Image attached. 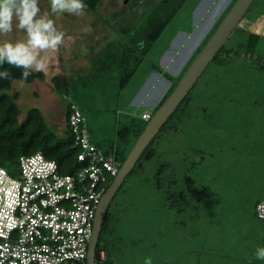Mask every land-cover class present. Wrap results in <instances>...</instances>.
<instances>
[{
    "label": "rangeland",
    "instance_id": "1",
    "mask_svg": "<svg viewBox=\"0 0 264 264\" xmlns=\"http://www.w3.org/2000/svg\"><path fill=\"white\" fill-rule=\"evenodd\" d=\"M232 2L103 0L92 11L76 0H38L34 8L0 0V55L13 54L47 76L13 85L20 119L38 106L48 125L65 133L63 101L51 86V77L63 73L91 141L102 149L123 145V128L140 117L149 121L143 115L180 81ZM262 11L264 0H256L227 47L247 37L243 22ZM171 13L152 46L153 32ZM214 59L153 142L154 156L114 196L101 264H263L256 206L264 197V68L257 54L221 51Z\"/></svg>",
    "mask_w": 264,
    "mask_h": 264
},
{
    "label": "built area",
    "instance_id": "2",
    "mask_svg": "<svg viewBox=\"0 0 264 264\" xmlns=\"http://www.w3.org/2000/svg\"><path fill=\"white\" fill-rule=\"evenodd\" d=\"M86 126L73 104L69 127L84 162L76 174L62 173L41 151L21 155L12 168L0 166V264H89L108 175L115 177L121 166L91 141ZM256 209L264 223V197Z\"/></svg>",
    "mask_w": 264,
    "mask_h": 264
},
{
    "label": "trees",
    "instance_id": "3",
    "mask_svg": "<svg viewBox=\"0 0 264 264\" xmlns=\"http://www.w3.org/2000/svg\"><path fill=\"white\" fill-rule=\"evenodd\" d=\"M76 1L79 2L86 9H91L92 11L99 9L100 5H102L103 2V0ZM12 2L15 6L21 8H34L38 5V0H12ZM234 2H236V0H234ZM234 2H232L230 7L221 17V19L213 29L212 33L217 29L223 18L229 12ZM255 2L256 0L253 3ZM252 5L247 10L244 17H246L249 11L252 9ZM173 17V13L168 14L164 17V20L160 22V25L152 34V39H150V41L152 42V46L153 43H155L160 37L161 31L165 29V27L168 25L171 19H173ZM241 31H243L247 37L245 39H242V41H240L238 45L234 47H227L226 43L217 53L215 59L220 56L221 51L226 52L227 55H234L240 53L242 56L251 58L252 56L257 54L258 59L256 61L259 62V64L263 65L264 51L261 50V44L259 43V40L262 36L260 34L252 33L243 28H241ZM212 33L203 42L197 52H199L204 47ZM138 43H140V40H138ZM137 46L139 47L138 44ZM196 55L197 53L195 54V56ZM163 73L165 76L167 75V77H170V74L165 73V71ZM126 74L127 75L125 76V78L121 81L122 86H124L129 80L128 77L132 76L134 73L130 71ZM46 77L47 76L44 70L33 69L32 66H29L25 61L19 59L13 54L0 55V166L12 168L13 166L17 165L19 157L21 155L32 154L34 152L41 151L44 153L45 156H47V158L53 159L58 163L62 173L76 174L84 165V162L78 160L80 148L73 146L74 134L69 127V116L72 112V106L73 104H75L79 107V105L74 100V95L72 94L73 85L71 78L63 73L55 74L51 77V86L53 90L61 96L64 105L66 131L63 134H59L58 131L54 130L53 128H51V126L48 125L41 108L38 106L30 107L26 111L25 118L20 119L21 107L17 102L19 93L11 92L12 87L16 83V81L21 80L32 84V82H34L35 80H45ZM177 83L178 82L174 83L171 86L167 94H165L160 100L154 111H156L158 107L165 101V99L171 94L173 89L176 87ZM189 93L182 100L180 105L165 122V124L161 127V129L152 139L150 144L146 147V149L142 153L143 155H141V157L138 159L134 168L127 175V177L134 171H136L137 167H143L144 162L154 156L155 150L152 146L153 142L158 137L159 133L163 130L167 122L174 116V114L178 111L181 105L188 99ZM79 109L83 113L80 107ZM153 113H151V115ZM140 119L142 121H134L131 123V125H126L125 129L123 128V145H119V143H111L107 149H102L99 145H96L104 151L107 157H113L117 162H119L121 166L124 160L126 159L127 155L129 154L130 150L134 146L135 142L139 138L140 134L144 130L145 126L147 125V120L143 119L142 117H140ZM131 129L134 131L133 141H131V139H127L129 137L128 135L130 134ZM113 179L114 176L108 175L106 185L110 186ZM186 182H188L189 191H191L192 194L195 195L198 189L195 186L196 183H194V179L190 176H187ZM110 207L111 204L104 219L101 235L96 248L97 264H101L99 262V259L101 260L100 251L103 250V244L101 243V240L105 232L108 230L107 228L109 227Z\"/></svg>",
    "mask_w": 264,
    "mask_h": 264
},
{
    "label": "water",
    "instance_id": "4",
    "mask_svg": "<svg viewBox=\"0 0 264 264\" xmlns=\"http://www.w3.org/2000/svg\"><path fill=\"white\" fill-rule=\"evenodd\" d=\"M236 1L237 2L233 4L210 39L190 64L171 94L151 116L144 130L119 168L117 175L105 191L95 216L93 235L91 237L88 254L89 264H96V248L101 235L104 219L114 196L120 186H122L125 178L132 171L136 162L141 155H143L142 153L161 127L174 113L182 100L188 95L209 63H211L220 49L226 44L232 31L239 25L247 10L254 2V0Z\"/></svg>",
    "mask_w": 264,
    "mask_h": 264
},
{
    "label": "crops",
    "instance_id": "5",
    "mask_svg": "<svg viewBox=\"0 0 264 264\" xmlns=\"http://www.w3.org/2000/svg\"><path fill=\"white\" fill-rule=\"evenodd\" d=\"M209 8V7H207ZM226 12V11H225ZM224 15V14H223ZM222 15V16H223ZM203 16V15H202ZM221 19V18H220ZM219 19V20H220ZM243 20V19H242ZM241 20V22H242ZM219 22V21H218ZM217 22V23H218ZM245 23V26H242L243 29L248 30L252 33H256V34H260L262 37L259 40V43L262 44V42H264V11L260 12L259 15H257L253 20H251V18L247 19L243 22V24ZM249 24V25H248ZM217 25V24H216ZM215 25V26H216ZM215 28V27H214ZM213 28V29H214ZM213 31V30H212ZM211 34V33H210ZM209 34V35H210ZM144 43L141 44V46H143ZM264 49V48H263ZM262 68H264V64L261 65ZM160 101L157 102V104Z\"/></svg>",
    "mask_w": 264,
    "mask_h": 264
}]
</instances>
